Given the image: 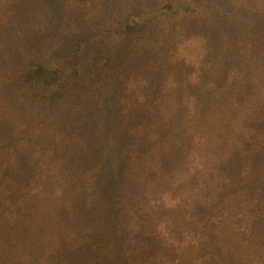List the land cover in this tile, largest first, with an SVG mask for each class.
I'll return each mask as SVG.
<instances>
[{"label": "trees", "instance_id": "trees-1", "mask_svg": "<svg viewBox=\"0 0 264 264\" xmlns=\"http://www.w3.org/2000/svg\"><path fill=\"white\" fill-rule=\"evenodd\" d=\"M130 2L56 0L94 27L68 73L83 45L46 60L47 1L0 0V155L31 138L0 172V264L264 258V0Z\"/></svg>", "mask_w": 264, "mask_h": 264}, {"label": "rangeland", "instance_id": "rangeland-1", "mask_svg": "<svg viewBox=\"0 0 264 264\" xmlns=\"http://www.w3.org/2000/svg\"><path fill=\"white\" fill-rule=\"evenodd\" d=\"M46 1L48 17L44 20V22H41L39 24V28L42 30L43 35H45L42 51L44 57L49 63L53 65H61L64 59H66L72 52L76 50L79 42L80 45H83L81 47L83 50L82 56L80 57L78 64H70V66H68V73H72V71H81L86 67H89L92 63V58H94L97 53L96 48L87 45V36L91 34L94 27L82 24L73 26L70 21L66 20V18H69L63 15V10L58 4H56V0ZM127 1L130 2L131 0ZM134 1H136V6H140L142 4L140 0ZM124 2H126V0H108V8L106 11L108 16L110 18L116 17L115 14L118 13L117 11L124 7ZM131 5L133 6L132 3ZM3 36L5 37V34ZM5 42H7V40L3 43ZM85 44L86 46H84ZM111 106V103L107 105L108 108ZM2 116L5 118V120L7 119L8 123H10L13 120L14 113H12V110H6L3 112ZM114 117L115 115L110 116L113 123L115 121ZM110 118L108 116V118L106 119H100V122L102 123V125L104 124L105 127L111 125L108 129H106V131H102V134L104 135L110 129L111 132H113L112 130L114 126L113 123H110ZM109 134L110 132H108L106 136L108 137ZM30 143L31 138L25 135L23 142L17 149L12 151L11 153H8L4 157L0 155V172L7 166H12L13 164H15L16 161L24 159L27 156V151L30 148ZM241 260L242 264H264V258L259 257L258 254L241 253Z\"/></svg>", "mask_w": 264, "mask_h": 264}]
</instances>
